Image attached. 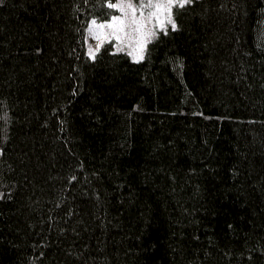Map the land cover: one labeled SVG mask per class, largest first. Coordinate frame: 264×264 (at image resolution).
Listing matches in <instances>:
<instances>
[{"label":"trees","instance_id":"1","mask_svg":"<svg viewBox=\"0 0 264 264\" xmlns=\"http://www.w3.org/2000/svg\"><path fill=\"white\" fill-rule=\"evenodd\" d=\"M115 2L0 0V264H264V0L89 58Z\"/></svg>","mask_w":264,"mask_h":264},{"label":"rangeland","instance_id":"2","mask_svg":"<svg viewBox=\"0 0 264 264\" xmlns=\"http://www.w3.org/2000/svg\"><path fill=\"white\" fill-rule=\"evenodd\" d=\"M176 3L169 0H116L117 14L108 22H90L85 35L86 54L94 58L105 43L114 52L127 53L141 60L148 40L158 31L173 26L171 11Z\"/></svg>","mask_w":264,"mask_h":264},{"label":"snow or ice","instance_id":"3","mask_svg":"<svg viewBox=\"0 0 264 264\" xmlns=\"http://www.w3.org/2000/svg\"><path fill=\"white\" fill-rule=\"evenodd\" d=\"M176 3L180 7H184L185 5L191 4L193 0H169V3Z\"/></svg>","mask_w":264,"mask_h":264}]
</instances>
